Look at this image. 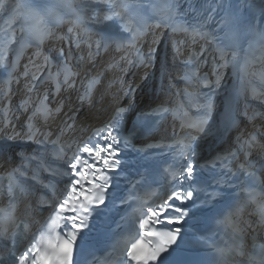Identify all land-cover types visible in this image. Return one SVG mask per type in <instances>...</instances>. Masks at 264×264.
<instances>
[{"label":"snow or ice","instance_id":"obj_1","mask_svg":"<svg viewBox=\"0 0 264 264\" xmlns=\"http://www.w3.org/2000/svg\"><path fill=\"white\" fill-rule=\"evenodd\" d=\"M188 3L187 9H182V4ZM194 0H157L151 11L159 19V23L149 25L142 17H136L135 23L130 17L128 6L124 0H82V5L76 12L78 20H84L96 15L98 22H107L109 26L120 27L122 30L131 32V40L129 44L123 46L127 49H135V42L142 37L146 31L160 27H169L175 34H183L190 39V45H195L199 41H209L210 33L203 30L204 24L211 20V16H204L203 13L209 11L208 7L202 10L194 9ZM71 8V5H65ZM17 9L21 15L26 14L22 5H17ZM6 8L5 0H0V9ZM260 15L264 16V8L260 9ZM195 12L192 21H188L185 17L188 13ZM249 17H245L241 7L237 6L229 10V12L221 18L219 22L221 30L228 27L233 30H240L242 28H251L252 22L255 18V13L249 9ZM59 23H66L69 25L68 33H73L74 29L79 28L83 31L81 23H76L75 20H63L57 17ZM28 31L31 38L39 43L45 39L60 42L65 37L56 35V33L49 28L41 25L40 19H35L34 22L28 26ZM260 35L264 37V32ZM73 41L79 46V41L76 36H72ZM155 43V40L153 41ZM183 44L184 41L178 42ZM99 47V45H97ZM120 47V46H118ZM175 54H181V48L174 45ZM8 49L5 47L3 52H0V66L10 67L14 73L16 70V62L8 63L4 59V54ZM57 55L65 57L63 49H56ZM153 51L151 47L149 51L142 57H139V62L145 66L151 64L153 60ZM204 48L201 47L199 52L191 51L189 53L188 65L198 67L201 56L204 53ZM218 62L212 69L214 80H209L207 75H198L197 72L188 68L185 74L187 84L191 85L194 81L199 87L208 89L207 93H202L204 103L199 105V115L196 118L189 116L187 113L183 114L181 128L188 130L186 135L175 141L176 154L184 161L180 167L168 173L170 179H166V187L161 186L158 199L149 204L147 199L156 195L155 191L145 193L144 196H137L136 200L139 203V208L136 216V222H133L132 227L136 229V234L139 238L134 239V242L128 244L126 251L122 253L124 259L121 264H193L183 257V253L179 251L178 240L180 233L184 231L182 227H175L168 229V225H183L186 223L185 216L187 214V207L185 205L194 197V189L190 183L195 178L196 165L193 163L195 157L198 155L197 148L199 140L202 137H207L213 131L212 112L214 109L213 95L214 89L219 85L223 78L222 70L227 68L230 61L227 59L229 53L221 47H217ZM19 55V53L17 54ZM37 58H42L43 63H37L36 60L30 58L29 63L36 69L31 73V80L37 79V74L44 71L46 66L50 68L51 61L48 56H43L37 52L34 54ZM67 60L71 56L66 57ZM131 63V60H128ZM27 69V66H25ZM11 75V73H10ZM28 75V72H25ZM61 75L63 80H60ZM76 75L65 60H61L57 64V71L53 74L49 72L48 80L56 84L57 91L61 89H68L74 87L73 77ZM15 80V76H12ZM31 83V81L29 82ZM93 82L89 83L86 94L79 96L78 99L83 102L89 98ZM33 88L28 87V92H32ZM11 90L4 91L0 89V103L3 99H7L11 95ZM185 94L192 98L191 93ZM249 94L248 88H242L240 92L236 93V102L227 106L220 116V122L217 128H223L228 131H235V143L237 145L236 151L230 152L223 159L237 161L235 164L236 171L232 172L229 169V174L244 179L240 181L241 185L247 181L249 184L264 183L257 176L259 171L261 176H264V113L249 111L247 108L239 106V97L247 96ZM251 96L255 99H260V95L251 90ZM47 96H43L39 102H33L31 98L25 100L20 106L24 112L31 111L32 115L28 117L27 131L22 133H13L18 135L21 139L27 141H34L38 145H44L51 142L56 144L61 137L75 133V121L72 115H67V120L62 121L60 127V134L56 141H50L52 132L40 131L33 123V120H43L45 126L50 121H55L63 112V104H58L55 110L48 107L46 103ZM131 105L128 108L120 107L115 113V118L110 119L102 127L97 128L92 135L86 140H80L78 143L67 144L66 148L71 155H68L65 148H59L55 153L57 159L62 162V167L57 170L47 169L52 172V175L59 178L61 186L57 188L55 184L43 183L37 180L41 188L50 193L49 198L41 195L37 201V205H50L52 213L40 226L41 237L37 241L35 237L30 241L22 251L13 252L12 248L7 249L14 256L13 264H74V256L83 248V239L85 229L89 228L90 218L94 214H99L108 207V198L112 195L109 189L112 188V180L114 175L119 174V170L125 164L121 155L127 148L128 141L121 135L120 129L125 116L130 111ZM74 111V110H71ZM168 109L161 107L159 113H166ZM12 109L7 108L0 117V133H5L11 126ZM246 120L251 125L250 130H241L242 122ZM259 125V127L257 126ZM134 130V129H133ZM42 137V138H41ZM9 139L12 137L9 136ZM258 157L253 163V158ZM242 158V159H241ZM27 159V158H26ZM144 159H148L147 154ZM259 165V168H257ZM24 177L25 173L20 172L19 169L13 170L8 176V183L6 191L4 186L0 183V196L7 195L10 199H18L21 195L27 199L32 195L30 188L26 187L22 181L16 178V175ZM36 179L35 174L32 177ZM219 182V181H218ZM185 183L188 187L185 188ZM247 191V189H244ZM204 191V189L195 190ZM247 203L255 205V211L259 215V226H264V196L259 195L255 191L248 192V200L238 204L234 211L230 212L221 223L232 227L233 231H237V225L233 222V217H239L244 210ZM175 213H180L175 216ZM142 216V218H140ZM23 227L25 232L30 231L28 223L19 220L14 212L0 209V239L14 240L17 235V230ZM159 226L166 229L163 232L152 231L153 228ZM252 227V225H248ZM159 237L154 241L151 237ZM219 264H227L228 258L233 255H244L241 244L238 240L234 241L229 248H218L216 250ZM0 264H3L0 259ZM248 264H264V246L260 247L256 255L248 257Z\"/></svg>","mask_w":264,"mask_h":264},{"label":"bare ground","instance_id":"obj_2","mask_svg":"<svg viewBox=\"0 0 264 264\" xmlns=\"http://www.w3.org/2000/svg\"><path fill=\"white\" fill-rule=\"evenodd\" d=\"M64 1L66 2L67 5L72 6L70 10L75 15V18L73 20H75L76 23H81V22L92 23L93 22L94 16L92 18L84 19L82 21L77 19L76 12L78 11V8L82 5V0H76L77 4L75 6L73 5L74 0H64ZM253 1L264 8V0H253ZM128 2L129 0H124V3H126L127 6H128ZM18 3L19 5L23 6L25 13H26L24 15H21L20 13L22 22H27L32 17L41 19L46 16L54 20L56 24L59 23L57 20V17L59 16L56 14L55 8L51 4L42 3L41 0H18ZM83 29H84L83 31H81V29L79 28L75 29L77 30L76 38L79 41L78 47L74 41L73 43L70 42L69 46H67L68 44L67 40L69 38H72V36L70 33H68V29H66L65 33L62 34V37H65V39L60 41V49L64 50L65 57H60L57 55V59H58L57 61H53V57H51L53 55V53L51 52L52 50L50 47L51 45L44 46L43 48L48 53V55H50L49 59L51 61L50 68L46 66L44 70L45 74H47V76H49V72L54 74L57 71V64L61 60H65V62L68 63L69 68H71V70L74 73H76L75 77L73 78L74 79L73 88L61 89V91L58 92L56 84L49 81L47 79L48 77L45 76V80L42 85L35 86L32 92H28V89L27 91H24L25 89H23L22 85H17L16 82L19 81L20 76H15V80L11 78L10 85L12 87V92H11L12 94L10 95L9 98L3 99L6 101H9V105L7 107L0 105V117H2L3 113L7 110V108H11L12 113H13L12 120H11V126L16 125V128H15L16 131L18 130L17 128L20 126V119H16V115H20L21 119L24 118L22 115V110L20 106L13 105L14 99L17 98V95L20 91H22V93L25 94V96H21L22 101L27 100L25 99V97H29L31 99L34 97V99H32V101L34 102V101L40 100L43 96L46 95L47 101H49L55 107L58 104H63L64 105L63 110H66V112H71V114L75 118H77L78 123H80V125L82 126H85L86 124L92 126L96 123H100L104 119V116H103L104 112L103 113L101 112V108L106 107L107 105H110L112 103H116L117 100L124 103L126 106L131 105V108H134V109L138 108V111L145 107L150 108L152 106L153 101L152 99L148 97V93L150 91L149 88L152 85L150 81H152L153 79H156L158 74L154 72V74H152V77L150 79L147 76H145V81L141 80V82H139L136 90L134 91V95L131 97V100L129 102H126L125 98L117 99L115 97H112L113 95L118 94V88L121 85V80L123 76L122 75L120 78V75L123 73L124 70L129 72L130 68L127 67L124 61L119 58V56L117 55V52H115L113 49H110L109 54L104 56L103 53L100 52L101 47H97V45L100 46V42L96 40V38L93 39V36H96V34L90 31L85 26L83 27ZM114 35L120 38L122 42V46L129 44L131 40V32L127 30L121 29L120 33L118 34L114 33ZM158 35L160 34L158 33ZM163 41H164V32H162L161 37L158 39V41L156 40L155 43H152L153 47L155 48V50L153 51V60L151 62L152 66L156 65L157 63L160 50L163 48ZM172 42L174 41L171 40V43ZM17 45L18 47L21 45V39L19 40V42H17ZM142 45H144L146 48L148 46V41H145V40L142 41V43L139 44V47H141ZM135 46H137L136 42H135ZM170 52L171 51L167 52V60H169L170 57L173 58L174 56ZM69 55L71 56V59L67 60L66 57ZM9 58L11 61V57ZM106 64H109V65L112 64L111 68L105 70ZM178 64L175 63L174 66L178 67ZM208 64L215 65V61L213 57H210V56L208 57ZM93 69H99V71L101 70L102 72L105 73V75H108L110 80L112 78H116L119 84L116 87L114 86L111 87L110 85L104 87L102 90H100L99 95L96 98L92 99V102H89L88 104H84L78 99L79 96L85 95L84 85L81 83L85 82L87 77L86 75L85 76L83 75V72L87 71L88 73V72H91V70ZM33 70H36V69L33 68ZM26 71H22V74L25 76V77L24 76L22 77L24 79L27 77V79L32 82L31 72H28V75L26 76L25 75ZM135 73H136V69L132 70L131 77L135 75ZM42 74L40 73L37 76V79L33 81V84H37L36 81H38L39 76H41ZM22 77L20 79H22ZM173 78H175V76ZM129 79H132V78H129ZM28 80L25 83H23V85H25L26 88L28 87ZM132 81L134 82L136 80L132 79ZM2 90L6 91L5 88H3ZM21 99H18V102L21 101ZM252 106H253L254 111L264 113V106L262 104L260 103L256 104L252 102ZM71 110H74V111H71ZM257 126L259 127V125ZM6 132L8 131L6 130ZM0 141L11 142L10 140H7L3 136L0 137ZM16 143L20 145L26 144L25 141L19 140L18 138L13 140V144H16ZM12 148L13 147H10V149ZM9 154L11 155L10 151H9ZM19 159H20L19 156L14 157L15 163ZM5 168H6L5 158H2L0 159V171Z\"/></svg>","mask_w":264,"mask_h":264},{"label":"rangeland","instance_id":"obj_3","mask_svg":"<svg viewBox=\"0 0 264 264\" xmlns=\"http://www.w3.org/2000/svg\"><path fill=\"white\" fill-rule=\"evenodd\" d=\"M18 4H19L18 0H16L13 11L10 14L6 15L2 19V22L0 23V52H3V49L7 47L8 51L7 53L4 54V59L8 63H10L9 57L12 56L13 52L17 47V42H19L20 40V30H21L22 21H21L20 11L16 7ZM95 22H98L97 17H95ZM103 25L112 33L114 32L119 33L121 31L120 27L109 26V23L107 22H104ZM58 29L60 30L59 34H62L61 33L62 28H58ZM73 35L75 36L77 35V30H74ZM33 56L34 58H37L34 54ZM37 60H36L37 62L43 63L42 58H37ZM6 68L7 67L0 66V72L4 73ZM28 68L32 70L31 72H35V70H33L32 68V65L29 63V60H28Z\"/></svg>","mask_w":264,"mask_h":264},{"label":"trees","instance_id":"obj_4","mask_svg":"<svg viewBox=\"0 0 264 264\" xmlns=\"http://www.w3.org/2000/svg\"><path fill=\"white\" fill-rule=\"evenodd\" d=\"M15 2L16 0H5L6 8L0 9V23L6 15L10 14L13 11Z\"/></svg>","mask_w":264,"mask_h":264}]
</instances>
